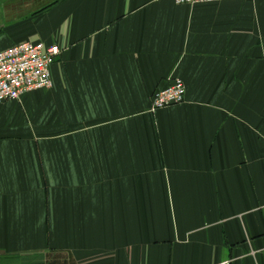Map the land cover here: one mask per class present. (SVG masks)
I'll return each instance as SVG.
<instances>
[{"label":"crops","instance_id":"obj_1","mask_svg":"<svg viewBox=\"0 0 264 264\" xmlns=\"http://www.w3.org/2000/svg\"><path fill=\"white\" fill-rule=\"evenodd\" d=\"M24 42L61 54L0 103V264H264V0H0Z\"/></svg>","mask_w":264,"mask_h":264},{"label":"built area","instance_id":"obj_2","mask_svg":"<svg viewBox=\"0 0 264 264\" xmlns=\"http://www.w3.org/2000/svg\"><path fill=\"white\" fill-rule=\"evenodd\" d=\"M161 1V0H155ZM238 0H174L177 5L194 6ZM57 45L24 42L0 51V103L19 101L29 92L51 89L52 67L60 56ZM185 86L174 79L153 95L150 111L156 112L184 103ZM264 147V136L262 137Z\"/></svg>","mask_w":264,"mask_h":264}]
</instances>
